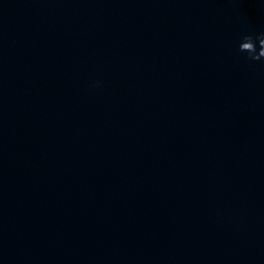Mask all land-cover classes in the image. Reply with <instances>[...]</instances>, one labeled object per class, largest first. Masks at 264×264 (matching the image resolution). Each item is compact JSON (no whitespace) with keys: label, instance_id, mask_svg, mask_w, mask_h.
<instances>
[{"label":"water","instance_id":"95a60500","mask_svg":"<svg viewBox=\"0 0 264 264\" xmlns=\"http://www.w3.org/2000/svg\"><path fill=\"white\" fill-rule=\"evenodd\" d=\"M264 0H0V264H264Z\"/></svg>","mask_w":264,"mask_h":264},{"label":"clouds","instance_id":"9594fccd","mask_svg":"<svg viewBox=\"0 0 264 264\" xmlns=\"http://www.w3.org/2000/svg\"><path fill=\"white\" fill-rule=\"evenodd\" d=\"M238 51L246 53L250 61H264V32L243 36Z\"/></svg>","mask_w":264,"mask_h":264}]
</instances>
